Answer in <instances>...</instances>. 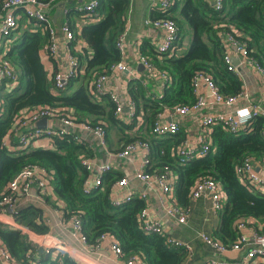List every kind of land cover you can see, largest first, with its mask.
Masks as SVG:
<instances>
[{
	"label": "trees",
	"instance_id": "1",
	"mask_svg": "<svg viewBox=\"0 0 264 264\" xmlns=\"http://www.w3.org/2000/svg\"><path fill=\"white\" fill-rule=\"evenodd\" d=\"M131 7L129 0H98L96 12L104 15L98 24L85 25L78 31L76 23L70 25L67 22L75 40L85 44L75 49V40L69 43L70 53L78 60L82 70L57 94L51 90L56 69L46 70L40 55L48 41L46 27L22 15L17 28L4 39L0 55L10 62L19 79L14 87L7 82L0 88V194L24 166L39 165L51 172V185L61 202L63 220L67 222L76 216L82 223V232L88 244L96 246L102 235H108L117 242L123 258L136 256L146 264H180L186 256L184 249L169 244L165 234L144 233L143 224L137 219V214L144 208L142 201L134 199L120 207L111 204V187L120 175L109 171L100 186L89 194L83 193L82 184L88 173L81 160L89 156L83 146L70 136L53 138L51 144L55 150L31 148V142L26 147H19V135L30 128H19L16 120L33 108L47 106L60 109V116H71L78 123L106 124V130L119 126L109 96L96 94L93 84L99 75L109 74L121 59L116 40L125 29ZM159 18H168L176 23L178 47L185 38L189 40V46L181 56L141 52L155 70L165 76L160 78L162 93L158 97L147 96V88L139 81H131L127 90L134 104L132 119L141 114L150 129L162 112L195 102V77L198 74L210 77L223 96H236L243 91L242 81L235 72L227 70L224 62L226 48L222 32L231 33L236 40L244 43L247 56L264 69V0H223L220 12L214 11L204 0H183L182 3L181 0H173L170 10L153 19ZM32 27L37 30L30 31ZM263 129L262 116L236 133L215 126L208 154L184 166L178 163L176 155L177 148L184 141L183 133L154 139L150 144L151 162L146 171L158 174L166 167L174 172L177 177L176 199L184 208L199 179L217 181L227 202L220 210V226L215 236L224 244L232 243L239 219L264 220V193L243 186L234 171L247 157L261 162L264 160ZM10 131L11 148L4 144ZM136 140L142 139L135 138L127 144ZM16 222L37 235L48 233L41 211L37 208H27L23 214L19 212ZM0 241L15 264H78L62 252L54 256L39 253L38 247L26 235L19 230L4 228L1 224Z\"/></svg>",
	"mask_w": 264,
	"mask_h": 264
},
{
	"label": "built area",
	"instance_id": "2",
	"mask_svg": "<svg viewBox=\"0 0 264 264\" xmlns=\"http://www.w3.org/2000/svg\"><path fill=\"white\" fill-rule=\"evenodd\" d=\"M60 0H3L0 7V44L4 39L11 34L18 26V21L21 16L24 15L28 20H33L38 23L41 27H46L48 32V41L45 43L41 50V57L44 60L50 61L54 58L59 50L58 35L55 27L52 25L48 12L53 8ZM132 2L133 0H129ZM212 5L214 11L220 12L223 9V0H204ZM173 0H158L160 12H167L172 8ZM98 7V0H90L89 2L83 4L76 8V11L88 18L96 13V8ZM64 14H68L65 9ZM146 26H151L153 28L159 29L161 32L160 39L155 47V52L160 55L170 56L177 44L178 39V27L176 23L168 18L162 19H146L144 21ZM60 31L63 36L64 42L67 45V53L64 57L63 63L58 70H56L52 76L53 87L52 92L57 94L61 89L69 83L71 79L79 74L82 70L81 65L78 60L70 53L69 43H71L74 38V32L67 24L63 22L60 26ZM127 33V27L118 36L116 40V48L121 54V59L112 68L114 70H124L125 67L122 62V56L125 47V38ZM224 46L226 48L224 54V62L226 64L227 70L235 72V68L232 63V52L231 48L234 50L235 55L239 56L245 62L250 63L255 72L262 78L263 81V93H264V69L255 60L247 56L246 45L239 42L234 38L231 33L222 32ZM82 43L79 40H75L74 48L77 49L76 45ZM140 63L150 74H154L159 78H165L163 73H159L150 63L149 59L142 55L139 57ZM236 73V72H235ZM108 74H101L95 80L94 92L96 94H106L109 96L111 102L115 108V114H119L122 111V106L118 97L112 93L107 87L106 83L108 80ZM18 73L14 70L13 66L7 59H4L0 55V88L10 82L14 87L18 83ZM203 82L208 88L211 97L209 99L205 98L199 92V85ZM11 86V87H12ZM9 87V88H11ZM8 90V88H7ZM195 96L196 100L193 104L189 106H178L175 107L171 112L177 115H188L193 112H197L202 108L218 104L224 106H234L243 97L244 90L236 96H223L219 93L218 88L213 83L212 79L208 76L198 74L195 77ZM129 109L134 108L132 101H129ZM60 109L53 107H38L29 110L24 116L17 118L16 124L19 128H27L28 125L34 122L46 118L47 121L53 118L59 120L60 128H34L28 132L19 135V147H26L32 139L36 138H47L52 140L53 138H64L70 136L76 140V136L73 134V129L80 130L82 132L90 133L95 135L97 138L104 143L106 129L105 125L97 123L90 124L87 122H75L71 116H60ZM258 116L264 117V112L259 107H249V106H237L232 111L229 112H216V113H206L202 117L201 124L208 130L213 129L215 126H221L225 131L230 133H236L239 130L246 128L251 124V122ZM179 125L174 121H165L157 119L153 125L151 132L154 136L164 137L168 135H174L178 132ZM264 135V129H263ZM209 135V133H208ZM206 136L200 138L195 142L184 140L183 143L177 148L176 155L178 157V163L182 166L187 165L192 160L203 158L208 154L209 146L211 144V136ZM11 136L8 133L5 137L4 144L11 148L9 145ZM138 151L142 152L141 163L137 166L135 170V177L144 182L147 186L155 187L159 192L162 193V202L165 204L167 194L173 188V182L171 177V171L169 168H163V171L158 174H152L147 172V168L151 162V146L147 141L136 140L128 143L117 155L120 158L130 156L132 153ZM81 165L87 171L88 177L82 184V191L84 194H89L94 188L100 186L103 182L104 176L111 170L109 164H98L89 158H83L81 160ZM235 174L239 178L241 184L251 190H260L264 193V176L255 169V160L247 157L239 165L235 167ZM51 173L45 168L36 165L29 164L24 166L17 175L7 183L3 193L0 194V215H5L7 212L13 217L17 216L16 205L19 198H31L33 196V190L36 188L40 196L46 195L50 192V182ZM128 181L125 177L116 180L111 187L110 192V202L115 207H120L123 204L130 203L134 195L132 192H124ZM201 197L210 198L212 202V208L214 211H220L226 196L222 190L221 185L212 178H202L199 179L191 192V199L197 200ZM140 199H144V194L140 195ZM165 208L166 213L177 218L180 223L186 221V211L179 209L176 206L168 205ZM137 219H139L143 224V231L145 234H165V229L155 220L151 218L148 208L144 207L139 214H137ZM68 228L72 231L74 237H76L83 244H87L85 235L82 232V223L76 217L72 216L67 221ZM244 224H239V229L244 228ZM109 237L108 235H102L96 246H91V248H98L101 241ZM200 240L211 247L218 254L224 253L227 250V246L223 245L219 241L215 240L211 236L201 233L199 234ZM31 243H37L36 239L30 241ZM167 242L174 246L181 245L180 242L174 241L171 238H167ZM34 244V243H33ZM36 245V244H35ZM41 245V244H40ZM40 245H36L40 247ZM42 246V245H41ZM232 250H239L242 247L248 248L247 253L244 258L237 262L212 260L206 264H247V262L253 258L261 257L264 259V226L260 233L250 232L247 236L245 234L239 235V238L230 246ZM55 249V255L58 252L67 253V249L63 246L58 245L44 247V252L49 254ZM110 249L119 257V264H138L141 259L136 256H128L123 258L121 250L117 242L113 239L110 245ZM0 260L4 264H14L9 252L6 247L0 241Z\"/></svg>",
	"mask_w": 264,
	"mask_h": 264
},
{
	"label": "crops",
	"instance_id": "3",
	"mask_svg": "<svg viewBox=\"0 0 264 264\" xmlns=\"http://www.w3.org/2000/svg\"><path fill=\"white\" fill-rule=\"evenodd\" d=\"M89 1L90 0H60L53 8H51V10H49V19L55 27L58 35L59 50L57 55L50 61L44 60L41 57V61L46 70L52 68L58 70L67 53V45L64 42L59 28L62 22L66 21L70 25L76 23V28L80 31L83 26L98 24L103 19L104 15L99 12L86 18L76 11V8ZM182 2L183 0H181V3ZM131 8L129 17L125 23L127 33L122 56V62L125 69L111 71L108 74L109 77L106 83V87L118 97L122 106V111L115 115L119 120V126L106 130L104 143L93 134L73 129V134L77 138L75 141L83 146L89 159H92L98 164H109L111 166V172L120 175V178L125 177L127 179L128 184L124 192H132L134 195L133 200L138 199L142 201L144 205L143 207L148 208L151 218L165 229L164 233L167 238L169 237L174 241L180 242L181 245L177 246V248L186 251V256L180 264H206L212 260L229 262L240 261L245 257L248 248L242 247V249L239 250H232L230 246L241 234L247 236L250 232L260 233L264 226V220L255 218L239 219L235 224L236 237L234 241L229 244H224L215 236L220 226V211L213 210L210 198L201 197L194 200L191 199L190 196L187 207H181L176 199L175 188L177 177L174 172H171L173 188L167 194L166 202L163 204V195L161 192L155 187L147 186L144 182L135 177V170L141 163L142 152L138 151L123 158H120L117 155L127 142L132 139L139 138L147 141L149 144H151L154 139H163L152 134L151 129L146 126L141 114H139L136 119H132L134 108L132 110L129 109L128 106L131 99L127 94L131 81H139L143 84L147 88V96L158 97L162 93L160 78L154 74L148 73L139 60V57L142 54L141 52H144L147 55L155 52V47L161 36L159 29L146 26L144 21L146 19H153L162 12L159 10L158 0H133ZM65 9L68 11L67 15L63 12ZM35 30L37 29L34 27L30 29V31ZM184 42L186 43L184 44ZM84 45V43H79L76 47L79 49ZM188 46L189 40L185 38L181 46L178 47L176 45L174 52L170 56L167 55V57L183 55L187 51ZM231 52V58H236L238 62L236 65H233L237 66L235 72L243 83V94H245L246 97H243L234 106L214 104L188 115L172 114L171 111L162 112L158 119L168 122H176L179 125L178 133L181 132L184 134V140L195 142L200 138L206 137L208 133L211 136L212 128L211 130H208L201 124L202 117L206 113L229 112L237 106L259 107L264 112L262 78L255 72L250 63L245 62L242 58L235 55L232 48ZM199 92L207 99L211 97L208 88L203 82L199 85ZM104 125L107 127L106 124ZM128 126H131V128H127ZM28 127L30 128L29 130L34 129L33 124L28 125ZM46 127L58 129L60 128V122L53 118L47 121ZM51 141L52 140L47 138L32 139L30 141V147L41 148L43 150H55ZM255 169L260 175L264 176V160L262 162L255 160ZM51 179L49 182L51 190L46 195L39 197L40 193L38 194V190L34 188L33 196L31 198H19L16 205L17 214H19V212H22L23 214L27 208L39 209L41 211L42 221L48 227L47 234L37 235L33 233L24 225L16 222L17 216L13 217L8 212L5 215H0V224L4 228L19 230L22 234L27 236L29 241L36 239L37 243H33L36 245L41 244L42 246L40 245V247L43 250L44 247L47 246H63L67 249V253L65 252V254L78 264H119V257L110 249V245L113 242L112 237H107L101 241L98 248L94 249L91 248L90 244L87 243L85 245L74 237L72 231L68 228L67 222L63 220L60 209L61 202L53 192ZM258 191L262 192L260 190ZM141 194H144V199H140ZM226 202L225 199L222 208L225 206ZM168 205L176 206L179 209L186 211V221L180 223L177 218L169 216L164 208ZM240 223H243L245 226L242 230L238 228ZM201 233H205L227 246V250L224 253L218 254L200 240L199 234ZM50 254L54 256L55 249H53ZM0 264L4 263L0 260ZM138 264L146 263L141 260ZM247 264H264V259L261 257L253 258L249 260Z\"/></svg>",
	"mask_w": 264,
	"mask_h": 264
},
{
	"label": "water",
	"instance_id": "4",
	"mask_svg": "<svg viewBox=\"0 0 264 264\" xmlns=\"http://www.w3.org/2000/svg\"><path fill=\"white\" fill-rule=\"evenodd\" d=\"M232 63L235 64V65L238 63L236 58L232 59ZM33 125H34V128H45L47 126V119L46 118H42V119L34 122ZM38 252L42 253L43 249L41 247H39L38 248Z\"/></svg>",
	"mask_w": 264,
	"mask_h": 264
},
{
	"label": "rangeland",
	"instance_id": "5",
	"mask_svg": "<svg viewBox=\"0 0 264 264\" xmlns=\"http://www.w3.org/2000/svg\"><path fill=\"white\" fill-rule=\"evenodd\" d=\"M186 42H184V44H185Z\"/></svg>",
	"mask_w": 264,
	"mask_h": 264
}]
</instances>
